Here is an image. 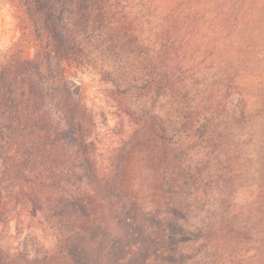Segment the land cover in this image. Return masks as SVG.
Segmentation results:
<instances>
[{
    "label": "trees",
    "instance_id": "1",
    "mask_svg": "<svg viewBox=\"0 0 264 264\" xmlns=\"http://www.w3.org/2000/svg\"><path fill=\"white\" fill-rule=\"evenodd\" d=\"M10 1L34 53L21 41L0 49V219L29 217L54 236L29 264H217L198 257L219 229L190 205L208 185L191 169L192 114L167 100L162 65L122 62L111 0ZM91 69L99 99L76 81ZM102 127L115 146L101 148ZM0 264H12L2 247Z\"/></svg>",
    "mask_w": 264,
    "mask_h": 264
},
{
    "label": "rangeland",
    "instance_id": "2",
    "mask_svg": "<svg viewBox=\"0 0 264 264\" xmlns=\"http://www.w3.org/2000/svg\"><path fill=\"white\" fill-rule=\"evenodd\" d=\"M110 4L114 26L123 24L126 36L122 62L133 63L135 69L162 65L161 75L175 83L169 94L174 96L167 100L179 101L180 116L192 114L191 169L208 180L205 188L198 181V190L210 192L203 197L196 191L190 205L208 212L206 218L219 229L198 257L204 251L217 264H264V0ZM23 26L20 9L0 0V49L18 41ZM20 43L31 58L33 41ZM90 71L79 72L76 81L88 98L99 99L100 77ZM115 121L109 116L111 128ZM100 131L101 148L117 144V136L103 127ZM0 220V247L12 264H29L35 243L53 249L52 231L35 220Z\"/></svg>",
    "mask_w": 264,
    "mask_h": 264
}]
</instances>
